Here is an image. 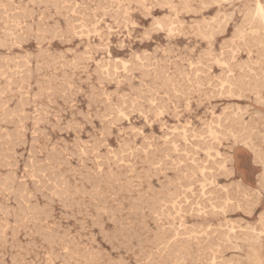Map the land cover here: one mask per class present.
<instances>
[{
  "label": "rangeland",
  "instance_id": "1",
  "mask_svg": "<svg viewBox=\"0 0 264 264\" xmlns=\"http://www.w3.org/2000/svg\"><path fill=\"white\" fill-rule=\"evenodd\" d=\"M161 1L1 0L0 15L3 14V16H0V58L3 57V60H0V66L2 65L0 67V105H2L0 106V115L2 113V115L0 116V124H2L0 125V167L3 169L0 168V184L2 185L0 186V190L3 194L0 193V207L2 206L0 209L4 208V210H7H0V222L3 223H0L2 225H0V233L4 235L3 236L2 234H0V264H108V261L110 262L109 264H127L128 262L129 264H148V262L149 264H165V262L167 264H218L219 262V264H253V259H255L258 264H264V28L263 24L261 23V19L259 18V16H257L258 4L260 3L264 7V0H164L165 3ZM26 3H29V5ZM96 3H100V5H97ZM51 5L53 6L52 8H50ZM10 8H13L14 10H11ZM124 8L126 9V11ZM15 10L18 11L16 12ZM13 13L16 14L14 17ZM17 13L19 14L17 15ZM87 13L90 16L87 15ZM19 15L21 17L22 15L24 16L23 18H21L19 17ZM7 16L9 18H7ZM17 17H19L20 19L18 18V20ZM155 18L157 19L156 21ZM37 21L39 22L38 24L36 23ZM17 22H19L20 24H18ZM6 24L7 26H9V28L6 26ZM35 25L37 28L35 27ZM46 28L47 30L44 32L43 30ZM102 28L104 29V31H102ZM15 29L17 34H15ZM27 30H29L30 32H28ZM49 30L50 33L48 32ZM25 31L27 32V34ZM46 32L49 35L46 34ZM51 33H54V35H52ZM31 34H33L32 37ZM15 36L18 37L15 38ZM40 37L42 38L39 40ZM17 41H19L20 44ZM11 44L14 45L12 46ZM166 44L168 46H166ZM158 49L159 51H156ZM37 52L39 54H37ZM108 52L110 53V55ZM60 53L61 55H59ZM4 55H6V59H4ZM30 57L32 59H30ZM9 58H11V60ZM54 58H57L58 60ZM21 59L26 63L22 61L24 63L23 64L21 62ZM33 59H36V61L34 60V62ZM48 63H50V66L47 65ZM6 66L9 68H6ZM31 69L33 70V72ZM29 73L31 74V77ZM32 73L34 74L33 78ZM73 73L76 75H74ZM24 75H27L26 78ZM52 76L53 78H55L54 81ZM224 76L225 79H223ZM2 77H4V80L2 79ZM62 78H64L65 80ZM157 80L159 81V83ZM167 80L169 81L167 82ZM24 84L26 87H24ZM40 86L42 89L40 88ZM51 86H53L54 90ZM164 86L166 87L164 88ZM62 88L63 91L61 90ZM38 89L39 93L37 92ZM1 90L5 92H1ZM7 90H9V94ZM75 92H77V94H75ZM69 93L72 96H69ZM12 95L14 96L12 97ZM38 95L41 96L39 97ZM59 96L61 97L60 99ZM62 97L67 99L64 100L63 98L62 100ZM34 98L35 100L33 101ZM73 101L74 104L71 103ZM18 103H21V105H19ZM63 103H66L68 106H65V104ZM114 103H116V105H114ZM118 106H121L122 108H119ZM104 107L107 111L104 110ZM20 108H23V110L21 111ZM17 109L18 111H16ZM13 110L16 111V113ZM25 112H27L29 115ZM78 112L80 113V115ZM17 113L21 114V116ZM39 113L42 114L40 115ZM83 115L86 116L83 117ZM98 115H101L103 117H98ZM223 117L225 119H223ZM14 118H16L17 120H14ZM59 118H62V121ZM24 119L26 120L23 122ZM37 119L39 120L38 122ZM41 119H44V123H42L43 120ZM114 120L115 122H112ZM9 121H11V123ZM72 122L74 123L71 126ZM88 122L89 125L87 124ZM62 126H64L65 129ZM76 127L78 128L76 129ZM132 127H134V129ZM223 128L225 130H223ZM6 129L8 130L6 131ZM17 129H19V132ZM27 129L29 131H27ZM3 130L8 133H5ZM12 131L15 133L13 134ZM44 131H46V133ZM21 135L25 137L26 141ZM30 135L33 137H31ZM137 135L138 137H136ZM17 137H20L19 139L22 140V143L24 145ZM5 139L6 141H4ZM14 139H16L17 141H13ZM97 139L99 141L101 140L103 144L101 143V141L97 142ZM60 141L62 142V144ZM132 141L133 143H131ZM63 143H66L67 146ZM78 144L80 145V147ZM69 145H71L72 147ZM97 145L99 146L98 148ZM56 149L57 151H55ZM31 150L35 151L37 154L33 151V153H31ZM58 150L60 152H58ZM139 151L141 152V154ZM159 151L161 153H159ZM55 152L56 154H54ZM63 154L64 157H66L61 159L63 157ZM109 154H111L112 156H109ZM105 155H107V157ZM33 156H35V159H33ZM48 156L51 157L49 158ZM6 157L9 159H7ZM43 159L45 162L43 161ZM80 159L82 163L84 161L83 164L81 163V161H79ZM226 159H228L229 161ZM16 160H18V162ZM31 160L33 162H31ZM59 160L63 162L61 163ZM36 161L37 164H35ZM66 161L68 162L65 164ZM107 161H109V163H106ZM6 162H9V164H6ZM68 163H72L73 166L69 165ZM38 164H40V167H38ZM101 164L103 166H101ZM5 165H7V167H5ZM41 165L44 168L41 167ZM48 165L52 167L50 168V166ZM99 165L101 166V168L99 167ZM15 166L18 167L15 168ZM123 167L126 170H124ZM149 167L152 169V171ZM27 168L29 170H27ZM39 168L41 169L39 170ZM116 168L118 169V171L115 170ZM42 169L44 170L43 172ZM131 169L133 170L131 171ZM166 169L170 171L168 172ZM34 170L35 172L38 170V173H35ZM179 170L181 172H179ZM64 171H66V173H64ZM69 171H71L73 174ZM94 171L96 174L94 173ZM48 173L51 176H48ZM83 173L86 176H83ZM33 174L35 176H33ZM56 174L57 179L55 177ZM39 175L42 179L38 177ZM158 175L160 176L158 177ZM73 176L76 177L75 180ZM87 176H94L97 178H88ZM153 176L155 177L154 179ZM165 176H167L171 180L168 178L166 179ZM27 177L30 179H28ZM35 177L38 180L35 179ZM175 177L177 178L175 179ZM104 178L107 181V184L105 183L106 181L104 180ZM158 178L160 179V181H157L159 180ZM31 179L34 181H32ZM44 179L46 180V182L44 183L45 185L41 184L42 181H45ZM86 179L88 180L86 181ZM163 179L166 181H164ZM172 179H174V181ZM180 179H182V181ZM58 180L60 182L62 181L63 183H60ZM65 180L69 183H66ZM76 181L78 183H76ZM98 181L101 182L99 183ZM194 181L195 183H193ZM52 182L55 183L53 184ZM87 183L91 185L88 186ZM133 184L135 186H133ZM83 185L84 190L82 187ZM48 186H51L53 189L50 190ZM73 187L76 190H74ZM176 187H179V189H177ZM4 188H6V190ZM20 188L24 189V191ZM161 188L164 190V192ZM63 189H66L64 190L65 192H63ZM93 189H95L96 191H94ZM153 189L156 191L150 192V190ZM55 190L56 192L58 190V194L55 192ZM102 191H104L105 193H103ZM167 191L169 192L170 196L168 195ZM25 193L28 195L27 197ZM52 193H56V197ZM59 194L61 199L60 197H57L59 196ZM94 194L96 196H94ZM103 194H105V196ZM130 194L132 195V197ZM158 194L161 196L157 197ZM21 195L22 197L24 196L27 199L24 197L22 198ZM68 195H70V197H68ZM173 195H175L176 197ZM46 196H48L49 199ZM199 196H201V198ZM18 197L20 198V200H17L19 199ZM65 198H67V200ZM23 199H25L26 203ZM95 199L97 200L95 201ZM102 199L106 203L102 202ZM65 200L66 202H64ZM74 200L75 203H70ZM15 201L17 202L14 203ZM20 202L21 206L19 205ZM90 202L92 203V205ZM95 203L96 205L93 206V204ZM150 203L152 204V206ZM84 205H88V207L86 208V206ZM29 206L32 208V210H34L32 211ZM39 206L42 212L40 211ZM105 206L108 207L106 208ZM149 206H151L154 210H152ZM9 207L11 208V210ZM19 207H21L22 209ZM45 207L48 209V211L45 210ZM78 207L80 209H78ZM144 207L145 210L143 209ZM13 208L15 210H13ZM18 208L19 210H17ZM109 208H112L110 209L111 211L108 210ZM88 209L91 210L89 211ZM101 209L104 210L101 211ZM138 210L141 211L139 212ZM1 211L2 213L4 212V214H2ZM29 211L31 212L29 213ZM53 213L54 215L52 216ZM79 213H81L80 216ZM106 213L108 214V216H106ZM112 213H115L114 217ZM101 214L104 219L102 216V218L99 217ZM17 215L20 219L17 217ZM65 215L67 216L65 217ZM68 215H70V217ZM261 216L263 217L261 218ZM150 217L151 219H149ZM29 218L32 219L33 223H31L32 221ZM119 218L121 220H119ZM25 219L28 220L26 221ZM100 219L102 220L100 221ZM134 219L135 221L137 220L135 222L136 225L133 223ZM142 219L146 223L142 221ZM164 219L167 220L165 221ZM18 221L19 223L22 221V223H20L21 225L18 224ZM76 221H78L79 223H75ZM7 222L10 224L8 225ZM156 223L158 224L156 225ZM3 225H5L6 229ZM160 225L163 226L160 227ZM32 226H34L35 229H33ZM26 227H28L29 231L25 230L27 229ZM39 227L42 228L39 229ZM97 227L99 228V230ZM215 227H219V229ZM126 228L129 229V231ZM131 229L133 230L131 231ZM171 229L172 231L174 230V232H168L169 230L171 231ZM60 230L61 232H59ZM184 230L186 234L184 233ZM35 232L39 234H36ZM178 232L183 233L185 237H183L182 234L179 235ZM14 233H16L15 236H13ZM173 233L175 234V237ZM40 234L43 235L41 236ZM63 234L65 236H62ZM106 234H109L110 236H106ZM68 235L69 237H67ZM123 235L126 236V238ZM53 236L55 239H53ZM113 236H116L117 238H114ZM131 236H133V239ZM46 237L47 239H45ZM2 238L4 241H2ZM56 239L58 240L54 241ZM63 239L64 241H61ZM127 239H129L130 244H128ZM184 239H186V241ZM13 241L15 242L14 244ZM199 241L202 243H200ZM209 241L211 242L209 243ZM2 242L4 243V245H1ZM159 242L162 245H160ZM171 242L174 245H172ZM124 243L126 244V246H124ZM34 244H37L38 246ZM57 244L60 248H58ZM30 245L32 246L31 248ZM50 245L53 246L51 247ZM76 245L78 246L75 248ZM127 245L129 246L127 247ZM168 245L171 247H169ZM192 245L194 247H191ZM14 248H16L17 250ZM79 248L81 249V251H79ZM74 249H76V251H74ZM169 249L170 251H167ZM65 250H67V252ZM186 250L189 252V254L188 252H186ZM69 251L71 254L69 253ZM78 251L80 255H78ZM154 251H156V257H154ZM73 252L77 253L75 254ZM158 252L159 254H157ZM164 253L165 255L163 256ZM167 253L168 256L166 257ZM170 254L172 256H177L172 257ZM56 255H59L60 260L57 259L58 257ZM75 255H77L78 257ZM72 256L73 259L71 258ZM123 256L125 258H123ZM157 256L160 257L158 258ZM144 257L147 259H143ZM34 259L35 262H33ZM63 259L65 260L63 261ZM152 259L155 261H153ZM170 259H173L172 261L174 263H172ZM178 259L180 261H178ZM149 260H151L152 262Z\"/></svg>",
  "mask_w": 264,
  "mask_h": 264
},
{
  "label": "bare ground",
  "instance_id": "2",
  "mask_svg": "<svg viewBox=\"0 0 264 264\" xmlns=\"http://www.w3.org/2000/svg\"><path fill=\"white\" fill-rule=\"evenodd\" d=\"M39 1H40V0H39ZM42 1H43V0H42ZM49 1H50V0H49ZM57 1H58V0H57ZM100 1H101V0H100ZM160 1H161V0H160ZM201 1H202V0H201ZM0 2H1V0H0ZM12 2H14V1H12ZM28 2H30V1H28ZM36 2H37V1H36ZM36 2H35V3H36ZM51 2H53V1H51ZM94 2H95V1H94ZM161 2H164V3H165L164 0L161 1ZM166 2H167V1H166ZM42 3H43V2H42ZM56 3H57V2H56ZM56 3H54V4H56ZM58 3H59V2H58ZM70 3H71V1H70ZM83 3H84V2H83ZM83 3H82V4H83ZM104 3H105V2H104ZM104 3H103V4H104ZM129 3H130V2H129ZM194 3H195V2H194ZM0 4H1V3H0ZM26 4L29 5V3H26ZM30 4H31V3H30ZM36 4H37V3H36ZM36 4H34V5H36ZM44 4H46V3H44ZM96 4H97V3H96ZM98 4L100 5V3H98ZM98 4H97V5H98ZM103 4H102V5H103ZM159 4H160V3H159ZM9 5H10V4H9ZM20 5H21V4H20ZM28 5H27V6H28ZM40 5H41V4H40ZM48 5H49V4H48ZM48 5H47V6H48ZM136 5H137V4H136ZM7 6H8V5H7ZM16 6H17V5H16ZM38 6H39V4H38ZM44 6H45V5H44ZM54 6H55V5H54ZM57 6H58V5H57ZM69 6H70V5H69ZM107 6H108V5H107ZM107 6H106V8H107ZM120 6H121V5H120ZM11 7H12V6H11ZM36 7H37V6H36ZM40 7H41V6H40ZM52 7H53V6L51 5L50 8H52ZM104 7H105V6H104ZM113 7H114V6H113ZM117 7H119V6H117ZM159 7H160V5H159ZM199 7H200V6H199ZM15 8H16V7H15ZM144 8H145V7H144ZM10 9H11V8H10ZM12 9H13V8H12ZM12 9H11V10H12ZM18 9H19V8H18ZM55 9H56V8H55ZM57 9H58V8H57ZM108 9H110V8H108ZM122 9H123V8H122ZM124 9H125V8H124ZM129 9H130V7H129ZM162 9H163V8H162ZM13 10H14V9H13ZM25 10H26V9H25ZM25 10H24V11H25ZM30 10H31V8H30ZM47 10H48V9H47ZM63 10H64V9H63ZM100 10H101V9H100ZM15 11H16V10H15ZM17 11H18V10H17ZM17 11H16V12H17ZM26 11H27V10H26ZM33 11H34V10H33ZM49 11H50V10H49ZM110 11H111V10H110ZM121 11H122V10H121ZM125 11H126V9H125ZM127 11H128V9H127ZM2 12H3V11H2ZM5 12H6V11H5ZM65 12H66V11H65ZM86 12H87V11H86ZM88 12H89V11H88ZM113 12H115V11H113ZM113 12H112V13H113ZM136 12H137V11H136ZM181 12H182V10H181ZM14 13H15V12H14ZM14 13H13V17L16 15V14H14ZM30 13H31V12H30ZM37 13H38V12H37ZM42 13H43V12H42ZM112 13H111V14H112ZM116 13H117V12H116ZM119 13H120V11H119ZM215 13H216V12H215ZM6 14H7V13H6ZM18 14H19V13H17V15H18ZM25 14H26V13H25ZM31 14H32V13H31ZM124 14H125V13H124ZM197 14H198V13H197ZM32 15H33V14H32ZM37 15H38V14H37ZM87 15H89V14L87 13ZM93 15H94V14H93ZM114 15H115V14H114ZM116 15H117V14H116ZM0 16H3V14L0 15ZM5 16H6V15H5ZM23 16H24V15H22V17H21V16L19 15V17H21V18H23ZM28 16H29V15H28ZM34 16H35V15H34ZM52 16H53V15H52ZM58 16H60V15H58ZM72 16H73V15H72ZM89 16H90V15H89ZM148 16H149V15H148ZM257 16H259V18L261 19V23L263 24V28H264V7H263L260 3L258 4V7H257ZM19 17H17V19H18ZM31 17H32V16H31ZM54 17H55V16H54ZM54 17H53V18H54ZM62 17H63V16H62ZM86 17H87V16H86ZM91 17H92V16H91ZM141 17H142V16H141ZM143 17H144V16H143ZM254 17H255V16H254ZM7 18H9V17L7 16ZM29 18H30V17H29ZM29 18H28V19H29ZM32 18H33V17H32ZM34 18H35V17H34ZM37 18H38V17H37ZM87 18H88V17H87ZM115 18H116V17H115ZM130 18H131V16H130ZM157 18H158V17H157ZM15 19H16V18H15ZM19 19H20V18H19ZM19 19H18V20H19ZM35 19H36V18H35ZM51 19H52V18H51ZM51 19H49V20H51ZM89 19H90V17H89ZM113 19H114V17H113ZM113 19H112V20H113ZM8 20H9V19H8ZM29 20H30V19H29ZM36 20H37V19H36ZM40 20H41V19H40ZM65 20H66V19H65ZM156 20H157V19L155 18V21H156ZM160 20H161V19H160ZM160 20H159V21H160ZM11 21H12V20H11ZM15 21H16V20H15ZM15 21H14V22H15ZM45 21H46V20H45ZM68 21H69V20H68ZM68 21H67V22H68ZM74 21H76V20H74ZM253 21H254V20H253ZM2 22H3V20H2ZM32 22H33V21H32ZM115 22H116V21H115ZM123 22H124V21H123ZM123 22H122V23H123ZM15 23H16V22H15ZM17 23L20 24L19 22H17ZM36 23L38 24L39 22L37 21ZM36 23H35V24H36ZM71 23H72V22H71ZM4 24H5V23H4ZM12 24H13V23H12ZM21 24H22V23H21ZM37 24H36V25H37ZM66 24H68V23H66ZM209 24H210V23H209ZM15 25H16V24H15ZM24 25H25V24H24ZM36 25H35V27H36ZM6 26H7V24H6ZM28 26H30V25H28ZM37 26H38V25H37ZM42 26H43V25H42ZM45 26H46V25H45ZM56 26H57V25H56ZM166 26H167V25H166ZM7 27L9 28V26H7ZM43 27H44V26H43ZM158 27H159V26H158ZM4 28H5V27H4ZM11 28H12V27H11ZM36 28H37V27H36ZM38 28H39V27H38ZM119 28H120V27H119ZM152 29H153V28H152ZM8 30H9V29H8ZM22 30H23V29H22ZM46 30H47V28L44 29L43 31L45 32ZM50 30H51V28H50ZM50 30L48 31L49 33H50ZM56 30H58V29H56ZM59 30H60V29H59ZM111 30H112V28H111ZM214 30H215V29H214ZM3 31H5V30H3ZM27 31L30 32L29 30H27ZM102 31H104L103 28H102ZM17 32H18V31H17ZM25 32H26V31H25ZM38 32H39V31H38ZM219 32H220V31H219ZM8 33H9V32H8ZM34 33H35V32H34ZM39 33H40V32H39ZM61 33H62V31H61ZM130 33H131V32H130ZM3 34H4V32H3ZM15 34H17V33H16V29H15ZM15 34H14V35H15ZM18 34H19V33H18ZM21 34H22V33H21ZM26 34H27V32H26ZM37 34H38V33H37ZM46 34H48V33L46 32ZM51 34H52V33H51ZM109 34H110V31H109ZM32 35H33V34H31V37H32ZM38 35H39V34H38ZM48 35H49V34H48ZM52 35H54V33H53ZM117 35H118V34H117ZM166 35H167V34H166ZM188 35H189V34H188ZM3 36H4V35H3ZM10 36H11V35H10ZM18 36H19V35H18ZM18 36H15V38L18 37ZM21 36H22V35H21ZM25 36H26V35H25ZM41 36H42V35H41ZM50 36H51V35H50ZM103 36H104V35H103ZM27 37H28V35H27ZM37 37H38V36H37ZM52 37H54V36H52ZM187 37H188V36H187ZM232 37H233V36H232ZM22 38H24V37H22ZM29 38H30V37H29ZM41 38H42V37H40L39 40H40ZM44 38H46V37H44ZM44 38H43V39H44ZM50 38H51V37H50ZM55 38H56V35H55ZM71 38H72V37H71ZM103 38H104V37H103ZM6 39H7V38H6ZM20 39H21V38H20ZM34 39H35V38H34ZM66 39H67V38H66ZM69 39H70V38H69ZM69 39H68V40H69ZM100 39H101V38H100ZM108 39H109V38H108ZM184 39H185V38H184ZM16 40H17V39H16ZM21 40H22V39H21ZM36 40H38V39H36ZM27 41H28V40H27ZM43 41H44V40H43ZM53 41H54V39H53ZM58 41H59V40H58ZM146 41H147V40H146ZM4 42H5V41H4ZM17 42L19 43V41H17ZM109 42H110V41H109ZM152 42H153V41H152ZM8 43H10V42H8ZM11 43H12V42H11ZM13 43H14V42H13ZM28 43H29V42H28ZM34 43H35V41H34ZM39 43H40V42H39ZM45 43H46V42H45ZM50 43H51V42H50ZM226 43H227V42H226ZM0 44H1V43H0ZM19 44H20V43H19ZM41 44H42V43H41ZM140 44H141V43H140ZM222 44H223V42H222ZM9 45H10V44H9ZM11 45H12V44H11ZM13 45H14V44H13ZM13 45H12V46H13ZM21 45H22V44H21ZM133 45H134V44H133ZM1 46H2V45H1ZM3 46H4V45H3ZM98 46H99V45H98ZM166 46H168V45L166 44ZM37 47H38V46H37ZM89 47H90V46H89ZM115 47H116V46H115ZM120 47H121V46H120ZM185 47H186V46H185ZM10 48H11V47H10ZM76 48H77V47H76ZM154 48H155V47H154ZM5 49H6V48H5ZM123 49H124V48H123ZM128 49H129V48H128ZM110 50H111V49H110ZM121 50H122V48H121ZM194 50H195V49H194ZM45 51H46V50H45ZM156 51H159V49L156 50ZM169 51H170V50H169ZM47 52H48V51H47ZM105 52H106V51H105ZM111 52H112V51H111ZM142 52H143V51H142ZM193 52H194V51H193ZM41 53H42V52H41ZM69 53H70V52H69ZM108 53H109V52H108ZM168 53H169V52H168ZM225 53H226V52H225ZM27 54H28V53H27ZM37 54H39V53L37 52ZM57 54H58V53H57ZM100 54H101V53H100ZM132 54H133V53H132ZM244 54H245V53H244ZM41 55H42V54H41ZM46 55H47V54H46ZM59 55H61V53H60ZM70 55H71V54H70ZM109 55H110V53H109ZM143 55H144V54H143ZM185 55H186V54H185ZM4 56H5L4 59H6V55H4ZM21 56H24V55H21ZM32 56H34V55H32ZM35 56H36V55H35ZM43 56H44V55H43ZM48 56H49V54H48ZM107 56H108V55H107ZM144 56H145V55H144ZM7 57H8V56H7ZM19 57H20V56H19ZM37 57H39V56H37ZM41 57H42V56H41ZM50 57H52V56H50ZM104 57H105V56H104ZM2 58H3V57H2ZM2 58H0V60H1ZM16 58H17V57H16ZM35 58H36V57H35ZM129 58H130V57H129ZM132 58H133V57H132ZM9 59L11 60V58H9ZM22 59H23V58H22ZM22 59H21V62L23 61ZM28 59H29V58H28ZM28 59H27V60H28ZM30 59H32V58L30 57ZM42 59H46V58H42ZM47 59H48V58H47ZM54 59L58 60L57 58H54ZM79 59H80V57H79ZM123 59H124V58H123ZM2 60H3V59H2ZM13 60H14V59H13ZM13 60H12V61H13ZM34 60L36 61V59H33V61H34ZM125 60H126V59H125ZM5 61H6V60H5ZM12 61H11V62H12ZM17 61H18V60H17ZM29 61H30V60H29ZM35 61H34V62H35ZM46 61H47V60H46ZM52 61H54V60H52ZM76 61H77V60H76ZM122 61H123V60H122ZM3 62H4V61H3ZM8 62H9V61H8ZM14 62H15V61H14ZM23 62H24V61H23ZM23 62H22V63H23ZM37 62H38V61H37ZM41 62H42V61H41ZM24 63H26V62H24ZM24 63H23V64H24ZM45 63H46V62H45ZM85 63H86V62H85ZM122 63H123V62H122ZM4 64H7V63H4ZM13 64H14V63H13ZM13 64H12V65H13ZM49 64H50V63H48L47 65L50 66ZM76 64H78V63H76ZM76 64H75V65H76ZM10 65H11V64H10ZM25 65H27V64H25ZM51 65H52V63H51ZM173 65H174V64H173ZM1 66H2V65H1ZM1 66H0V67H1ZM8 66H9V64H8ZM21 66H22V65H21ZM117 66H118V65H117ZM22 67H23V66H22ZM51 67H52V66H51ZM76 67H77V66H76ZM174 67H175V66H174ZM6 68H9V67L6 66ZM18 68H19V67H18ZM25 68H26V67H25ZM35 68H36V67H35ZM66 68H67V67H66ZM119 68H120V67H119ZM20 69H21V68H20ZM103 69H104V68H103ZM123 69H124V67H123ZM140 69H141V68H140ZM229 69H230V68H229ZM2 70H3V69H2ZM14 70H15V69H14ZM21 70H22V69H21ZM28 70H29V69H28ZM31 70H32V69H31ZM34 70H35V69H34ZM39 70H40V69H39ZM41 70H42V69H41ZM110 70H111V69H110ZM112 70H113V69H112ZM126 70H127V69H126ZM135 70H136V69H135ZM7 71H8V70H7ZM11 71H12V70H11ZM24 71H25V70H24ZM69 71H70V70H69ZM78 71H79V70H78ZM95 71H96V70H95ZM142 71H143V70H142ZM163 71H164V69H163ZM228 71H230V70H228ZM5 72H6V70H5ZM17 72H19V71H17ZM20 72H21V71H20ZM25 72H26V71H25ZM32 72H33V70H32ZM38 72H39V71H38ZM41 72H42V71H41ZM41 72H40V73H41ZM45 72H46V71H45ZM72 72H73V71H72ZM100 72H101V71H100ZM126 72H127V71H126ZM7 73H8V72H7ZM9 73H10V72H9ZM27 73H28V72H27ZM98 73H99V72H98ZM101 73H102V72H101ZM114 73H115V72H114ZM127 73H128V72H127ZM17 74H18V73H17ZM38 74H39V73H38ZM73 74H74V73H73ZM186 74H187V73H186ZM13 75H14V74H13ZM19 75H20V74H19ZM29 75H30V77H31V74H30V73H29ZM33 75H34V74L32 73V78H33ZM64 75H65V74H64ZM66 75H67V73H66ZM74 75H76V74H74ZM79 75H80V74H79ZM95 75H96V73H95ZM103 75H104V74H103ZM162 75H163V74H162ZM11 76H12V74H11ZM24 76H25V75H24ZM26 76H27V75H26ZM26 76H25V78H26ZM70 76H71V75H70ZM70 76H69V77H70ZM72 76H73V75H72ZM104 76H105V75H104ZM127 76H128V75H127ZM185 76H186V75H185ZM214 76H215V75H214ZM227 76H228V75H227ZM0 77H1V75H0ZM8 77H9V76H8ZM41 77H42V76H41ZM56 77H58V76H56ZM64 77H65V76H64ZM78 77H79V76H78ZM98 77H99V76H98ZM111 77H113V76H111ZM148 77H149V76H148ZM174 77H175V76H174ZM3 78H4V77H2V79H3ZM52 78H53V76H52ZM103 78H104V77H103ZM106 78H108V77H106ZM118 78H119V77H118ZM124 78H125V77H124ZM146 78H147V76H146ZM227 78H228V77H227ZM9 79H10V78H9ZM22 79H23V78H22ZM44 79H45V77H44ZM46 79H47V78H46ZM62 79H64V78H62ZM89 79H90V78H89ZM98 79H99V78H98ZM143 79H144V77H143ZM169 79H170V78H169ZM182 79H183V78H182ZM223 79H225V76H224ZM3 80H4V79H3ZM10 80H11V79H10ZM24 80H25V79H24ZM30 80H31V78H30ZM54 80H55V78H53V81H54ZM64 80H65V79H64ZM67 80H68V79H67ZM102 80H103V79H102ZM130 80H131V79H130ZM162 80H163V79H162ZM170 80H171V79H170ZM210 80H211V79H210ZM245 80H246V79H245ZM16 81H17V80H16ZM20 81H21V80H20ZM22 81H23V80H22ZM27 81H28V80H27ZM27 81H26V82H27ZM48 81H49V80H48ZM48 81H47V82H48ZM50 81H51V80H50ZM69 81H70V80H69ZM72 81H73V79H72ZM99 81H100V80H99ZM112 81H113V80H112ZM118 81H119V80H118ZM154 81H155V80H154ZM154 81H153V82H154ZM157 81H158V80H157ZM168 81H169V80H167V82H168ZM181 81H182V80H181ZM202 81H203V80H202ZM55 82H56V81H55ZM58 82H59V81H58ZM78 82H79V81H78ZM105 82H106V81H105ZM119 82H120V81H119ZM131 82H132V81H131ZM199 82H200V81H199ZM235 82H236V81H235ZM13 83H14V82H13ZM20 83H21V82H20ZM22 83H24V82H22ZM37 83H38V82H37ZM45 83H46V82H45ZM158 83H159V81H158ZM236 83H237V82H236ZM47 84H48V83H47ZM69 84H70V83H69ZM69 84H68V85H69ZM107 84H108V83H107ZM110 84H111V83H110ZM165 84H166V83H165ZM181 84H182V83H181ZM232 84H233V83H232ZM3 85H4V84H3ZM36 85H37V84H36ZM36 85H35V86H36ZM139 85H140V83H139ZM155 85H156V84H155ZM187 85H188V84H187ZM45 86H47V85H45ZM61 86H62V85H61ZM63 86H64V85H63ZM65 86H66V85H65ZM162 86H163V85H162ZM21 87H22V86H21ZM24 87H26L25 84H24ZM33 87H34V86H33ZM51 87H52V89H53V86H51ZM153 87H154V86H153ZM157 87H159V86H157ZM165 87H166V86H164V88H165ZM5 88H6V85H5ZM5 88H4V90H5ZM15 88H16V87H15ZM40 88H41V86H40ZM45 88H46V87H45ZM55 88H56V87H55ZM90 88H91V86H90ZM140 88H141V87H140ZM189 88H190V87H189ZM189 88H188V89H189ZM41 89H42V88H41ZM41 89H40V90H41ZM43 89H44V88H43ZM94 89H95V88H94ZM18 90H19V89H18ZM31 90H32V88H31ZM49 90H50V89H49ZM53 90H54V89H53ZM61 90L63 91V88H62ZM64 90H65V89H64ZM90 90H91V89H90ZM131 90H133V89H131ZM148 90H149V89H148ZM7 91H8V94H9V90H7ZM7 91H6V92H7ZM12 91H13V90H12ZM42 91H43V90H42ZM57 91H58V90H57ZM59 91H60V90H59ZM93 91H94V90H93ZM116 91H117V90H116ZM1 92H5V91H2V90H1ZM37 92L39 93V89H38ZM48 92H49V91H48ZM64 92H65V91H64ZM64 92H63V93H64ZM167 92H168V91H167ZM170 92H171V91H170ZM22 93H23V92H22ZM73 93H74V91H73ZM97 93H98V91H97ZM149 93H150V92H149ZM219 93H220V92H219ZM221 93H222V92H221ZM1 94H3V93H1ZM20 94H21V93H20ZM26 94H27V93H26ZM26 94H24V95H26ZM43 94H44V93H43ZM43 94H42V96H43ZM61 94H62V93H61ZM75 94H77V92H75ZM75 94H74V95H75ZM80 94H81V93H80ZM3 95H5V94H3ZM16 95H17V94H16ZM18 95H19V94H18ZM32 95H33V94H32ZM35 95H36V94H35ZM35 95H34V96H35ZM59 95H60V94H59ZM112 95H113V94H112ZM115 95H116V93H115ZM1 96H2V95H1ZM13 96H14V95H12V97H13ZM38 96L40 97L41 95H38ZM45 96H46V93H45ZM51 96H53V95H51ZM57 96H58V95H57ZM69 96H72V95H70V93H69ZM69 96H68V98H69ZM75 96H76V95H75ZM113 96H114V95H113ZM123 96H124V95H123ZM22 97H23V96H22ZM47 97H48V96H47ZM64 97H65V96H64ZM64 97H62V100H63ZM66 97H67V96H66ZM77 97H78V96H77ZM94 97H95V96H94ZM234 97H235V96H234ZM2 98H3V97H2ZM2 98H1V99H2ZM37 98H38V97H37ZM41 98H42V97H41ZM52 98H53V97H52ZM60 98H61V97L59 96V99H60ZM230 98H231V97H230ZM11 99H12V98H11ZM28 99H29V98H28ZM66 99H67V98H66ZM66 99L64 98V100H66ZM81 99H82V98H81ZM150 99H151V98H150ZM215 99H216V98H215ZM34 100H35V98L33 99V101H34ZM86 100H87V99H86ZM94 100H95V99H94ZM134 100H135V99H134ZM0 101H1V100H0ZM18 101H19V100H18ZM26 101H27V99H26ZM29 101H30V100H29ZM49 101H50V100H49ZM49 101H48V102H49ZM132 101H133V100H132ZM16 102H17V100H16ZM63 102H64V101H63ZM65 102H66V101H65ZM67 102H68V101H67ZM1 103H3V102H1ZM10 103H11V102H10ZM24 103H25V102H24ZM52 103H53V102H52ZM52 103H51V105H52ZM71 103L74 104V101L71 102ZM116 103H117V102H116ZM116 103H114V105H116ZM151 103H152V102H151ZM18 104H19V103H18ZM18 104H17V105H18ZM32 104H35V103H32ZM53 104H54V103H53ZM55 104H56V102H55ZM63 104H65V106L67 105L66 103H63ZM87 104H88V103H87ZM101 104H103V103H101ZM111 104H112V103H111ZM111 104H110V105H111ZM120 104H121V102H120ZM177 104H178V103H177ZM3 105H4V104H3ZM17 105H16V106H17ZM19 105H21V103H20ZM28 105H29V103H28ZM30 105H31V104H30ZM94 105H95V103H94ZM112 105H113V104H112ZM138 105H139V104H138ZM238 105H239V104H238ZM0 106H2V105H0ZM23 106H24V105H23ZM26 106H27V105H26ZM67 106H68V105H67ZM71 106H72V104H71ZM96 106H97V105H96ZM236 106H237V104H236ZM24 107H25V106H24ZM28 107H30V106H28ZM102 107H103V105H102ZM118 107H119V106H118ZM120 107H121V106H120ZM120 107H119V108H120ZM138 107H139V106H138ZM138 107H136V108H138ZM140 107H141V106H140ZM154 107H155V106H154ZM59 108H60V107H59ZM61 108H62V107H61ZM73 108H74V107H73ZM91 108H92V107H91ZM91 108H90V109H91ZM121 108H122V107H121ZM142 108H143V107H142ZM31 109H33V108H31ZM48 109H49V108H48ZM70 109H71V108H70ZM86 109H87V108H86ZM96 109H97V108H96ZM127 109H128V108H127ZM9 110H10V109H9ZM20 110L22 111L23 108H22V109L20 108ZM24 110H25V109H24ZM46 110H47V108H46ZM52 110H54V109H52ZM104 110H105V107H104ZM6 111H7V110H6ZM13 111H14V110H13ZM16 111H18V109H17ZM16 111H14V112L16 113ZM21 111H19V112H21ZM81 111H82V110H81ZM98 111H99V110H98ZM105 111H107V110H105ZM114 111H115V110H114ZM118 111H120V110H118ZM118 111H116V112H118ZM143 111H144V110H143ZM221 111H222V109H221ZM2 112H3V111H2ZM8 112H9V111H8ZM14 112H13V114H14ZM37 112H38V111H37ZM39 112H40V111H39ZM64 112H65V111H64ZM82 112H83V111H82ZM110 112H111V110H110ZM110 112H109V113H110ZM116 112H115V113H116ZM137 112H138V111H137ZM25 113H27V112H25ZM56 113H57V112H56ZM78 113H79V112H78ZM103 113H104V112H103ZM105 113H106V112H105ZM113 113H114V112H113ZM219 113H220V112H219ZM17 114H18V113H17ZM27 114H28V113H27ZM27 114H25V115H27ZM30 114H31V113H30ZM39 114H40V113H39ZM41 114H42V113H41ZM41 114H40V115H41ZM50 114H51V113H50ZM63 114H64V113H63ZM65 114H66V113H65ZM82 114H84V113H82ZM82 114H81V115H82ZM110 114H111V113H110ZM129 114H130V113H129ZM212 114H213V113H212ZM1 115H2V113H1ZM1 115H0V116H1ZM10 115H11V114H10ZM18 115L21 116V114H18ZM28 115H29V114H28ZM79 115H80V113H79ZM86 115H87V114H86ZM86 115H83V117H85ZM95 115H96V114H95ZM132 115H133V114H132ZM12 116H13V115H12ZM22 116H23V115H22ZM32 116H33V115H32ZM49 116H50V115H49ZM49 116H48V117H49ZM60 116H61V115H60ZM87 116H88V115H87ZM100 116H101V115H100ZM100 116L98 115V117H100ZM5 117H6V116H5ZM5 117H4V118H5ZM9 117H10V116H9ZM27 117H28V116H27ZM27 117H26V118H27ZM81 117H82V116H81ZM89 117H90V116H89ZM102 117H103V116H101V118H102ZM210 117H213V116H210ZM16 118H17V117H16ZM16 118H14V120H15ZM20 118H21V117H20ZM22 118H23V117H22ZM31 118H32V117H31ZM141 118H142V117H141ZM9 119H10V118H9ZM18 119H19V118H18ZM33 119H34V118H33ZM38 119H40V118H38ZM38 119H37V122L39 121ZM59 119H60V118H59ZM61 119H62V118H61ZM61 119H60V120H61ZM82 119H83V118H82ZM87 119H88V118H87ZM90 119H92V118H90ZM95 119H96V118H95ZM223 119H225V118L223 117ZM1 120H2V119H1ZM16 120H17V119H16ZM25 120H26V119H24L23 122H24ZM41 120H43L42 123H44V119H41ZM41 120H40V121H41ZM127 120H128V119H127ZM12 121H13V120H12ZM21 121H22V120H21ZM28 121H30V120H28ZM45 121H46V120H45ZM61 121H62V120H61ZM86 121H87V120H86ZM144 121H145V120H144ZM9 122L11 123V121H9ZM15 122H17V121H15ZM33 122H34V120H33ZM46 122H48V121H46ZM56 122H57V121H56ZM66 122H67V121H66ZM70 122H71V120H70ZM78 122H79V121H78ZM112 122H115V120L112 121ZM12 123H13V122H12ZM48 123H49V122H48ZM58 123H59V122H58ZM67 123H69V122H67ZM73 123H74V122H72L71 126L73 125ZM145 123H146V122H145ZM7 124H8V122H7ZM22 124H23V123H22ZM55 124H56V123H55ZM69 124H70V123H69ZM75 124H76V123H75ZM75 124H74V125H75ZM87 124L89 125V122H88ZM90 124H92V123H90ZM104 124H105V123H104ZM108 124H109V122H108ZM112 124H113V123H112ZM116 124H117V123H116ZM127 124H128V123H127ZM201 124H202V122H201ZM206 124H207V123H206ZM223 124H224V123H223ZM0 125H2V124H0ZM9 125H11V124H9ZM12 125H13V124H12ZM45 125H46V124H45ZM79 125H80V123H79ZM155 125H156V123H155ZM213 125H214V124H213ZM219 125H220V124H219ZM55 126H56V125H55ZM67 126H69V125H67ZM71 126H70V129H71ZM90 126H91V125H90ZM93 126H94V125H93ZM209 126H210V125H209ZM214 126H215V125H214ZM31 127H32V126H31ZM46 127H47V126H46ZM62 127H64V126H62ZM94 127H95V126H94ZM150 127H151V125H150ZM225 127H226V126H225ZM16 128H17V127H16ZM68 128H69V127H68ZM72 128H73V127H72ZM77 128H78V127H76V129H77ZM126 128H127V127H126ZM132 128L134 129V127H132ZM24 129H25V128H24ZM44 129H45V128H44ZM56 129H57V127H56ZM64 129H65V127H64ZM94 129H95V128H94ZM106 129H107V128H106ZM109 129H110V128H109ZM115 129H116V128H115ZM157 129H158V128H157ZM7 130H8V129H6V131H7ZM17 130H18V132H19V129H17ZM36 130H38V129H36ZM36 130H35V131H36ZM95 130H96V129H95ZM95 130H94V131H95ZM104 130H105V129H104ZM130 130H132V129H130ZM190 130H191V129H190ZM223 130H225V129L223 128ZM3 131L5 132V130H3ZM15 131H16V130H15ZM27 131H29V130L27 129ZM35 131H34V132H35ZM40 131H41V130H40ZM47 131H48V130H47ZM57 131H58V130H57ZM78 131H79V129H78ZM81 131H82V130H81ZM98 131H99V130H98ZM98 131H97V132H98ZM106 131H109V130H106ZM119 131H120V130H119ZM123 131H124V130H123ZM127 131H128V130H127ZM9 132H11V131H9ZM21 132H22V131H21ZM44 132L46 133V131H44ZM44 132H43V133H44ZM76 132H77V131H76ZM95 132H96V131H95ZM102 132H103V131H102ZM117 132H118V131H117ZM222 132H223V131H222ZM1 133H2V132H1ZM5 133H8V132H5ZM12 133L14 134L15 132L12 131ZM22 133H23V132H22ZM24 133H25V132H24ZM31 133H32V132H31ZM35 133H36V132H35ZM35 133H34V134H35ZM62 133H63V132H62ZM80 133H82V132H80ZM106 133H107V132H106ZM139 133H140V132H139ZM188 133H190V132H188ZM65 134H66V131H65ZM73 134H75V133H73ZM162 134H163V133H162ZM223 134H224V133H223ZM226 134H227V132H226ZM4 135H5V134H4ZM6 135H7V134H6ZM9 135H11V134H9ZM9 135H8V136H9ZM41 135H44V134H41ZM124 135H125V134H124ZM21 136L24 137L23 135H21ZM21 136H20V137H21ZM30 136H31V135H30ZM87 136H88V135H87ZM128 136H129V135H128ZM1 137H2V136H1ZM20 137H17V138L19 139ZM31 137H33V136H31ZM35 137H36V135H35ZM46 137H48V136H46ZM136 137H138V135H137ZM190 137H191V135H190ZM9 138H10V137H9ZM12 138H13V136H12ZM17 138H16V139H17ZM61 138H62V137H61ZM67 138H68V137H67ZM92 138H94V137H92ZM10 139H11V138H10ZM16 139H14L13 141H15ZM38 139H39V138H38ZM44 139H47V138H44ZM48 139H50V138H48ZM55 139H56V138H55ZM76 139H77V138H76ZM202 139H203V138H202ZM1 140H2V139H1ZM19 140H21V139H19ZM19 140H18V141H19ZM24 140H25V137H24ZM27 140H28V139H27ZM32 140H33V139H32ZM73 140H74V139H73ZM92 140H93V139H92ZM97 140H98V139H97ZM115 140H116V139H115ZM168 140H169V139H168ZM4 141H6V139H5ZM16 141H17V140H16ZM25 141H26V140H25ZM25 141H24V142H25ZM62 141H63V140H62ZM82 141H83V140H82ZM86 141H87V140H86ZM86 141H85V142H86ZM100 141H101V140H100ZM100 141L98 140L97 142H100ZM142 141H143V140H142ZM170 141H171V140H170ZM35 142H36V141H35ZM37 142H38V141H37ZM46 142H47V141H46ZM49 142H50V141H49ZM54 142H55V141H54ZM56 142H57V140H56ZM60 142H61V141H60ZM75 142H77V141H75ZM79 142H80V141H79ZM145 142H146V141H145ZM149 142H150V141H149ZM21 143H22V140H21ZM21 143H20V144H21ZM32 143H34V142H32ZM58 143H59V142H58ZM66 143H67V141H66ZM66 143H65V144L63 143V144L66 145ZM101 143L103 144L102 141H101ZM125 143H126V142H125ZM131 143H133V141H132ZM142 143H143V142H142ZM226 143H227V142H226ZM0 144H1V143H0ZM18 144H19V142H18ZM22 144H23V143H22ZM22 144H21V145H22ZM27 144H28V143H27ZM38 144H39V143H38ZM61 144H62V142H61ZM69 144H70V143H69ZM79 144H80V143H79ZM79 144H78V145H79ZM81 144H82V143H81ZM85 144H86V143H85ZM129 144H130V143H129ZM211 144H212V143H211ZM215 144H216V143H215ZM4 145H5V144H4ZM6 145H7V143H6ZM10 145H11V144H10ZM21 145H20V146H21ZM23 145H24V144H23ZM53 145H54V144H53ZM56 145H58V144H56ZM76 145H77V144H76ZM94 145H95V144H94ZM140 145H141V142H140ZM240 145H241V144H240ZM8 146H9V144H8ZM33 146H35V145H33ZM48 146H49V145H48ZM48 146H47V147H48ZM66 146H67V145H66ZM69 146H71V145H69ZM116 146H117V145H116ZM130 146H131V145H130ZM142 146H143V145H142ZM170 146H171V145H170ZM170 146H169V148H170ZM211 146H212V145H211ZM17 147H18V146H17ZM40 147H41V146H40ZM71 147H72V146H71ZM73 147H74V146H73ZM79 147H80V145H79ZM90 147H91V146H90ZM94 147H95V146H94ZM98 147H99V146L97 145V148H98ZM162 147H163V146H162ZM215 147H216V146H215ZM4 148H5V147H4ZM7 148H8V147H7ZM15 148H16V146H15ZM29 148H32V147H29ZM42 148H44V147H42ZM51 148H52V147H51ZM56 148H57V147H56ZM103 148H104V147H103ZM107 148H108V146H107ZM109 148H110V147H109ZM9 149H11V148H9ZM9 149H8V150H9ZM19 149H21V148H19ZM45 149H46V148H45ZM58 149H59V148H58ZM67 149H69V148H67ZM67 149H66V150H67ZM83 149H84V148H83ZM99 149H100V148H99ZM140 149H141V148H140ZM140 149H139V150H140ZM147 149H148V148H147ZM4 150H5V149H4ZM51 150H53V149H51ZM66 150H65V151H66ZM85 150H87V149H85ZM89 150H90V149H89ZM100 150H101V149H100ZM100 150H98V151H100ZM120 150H121V149H120ZM126 150H127V149H126ZM132 150H133V149H132ZM141 150H142V149H141ZM205 150H206V149H205ZM10 151H11V150H10ZM10 151H9V152H10ZM32 151H33V150H31V153H33V152L36 153L35 151H33V152H32ZM55 151H57V149H56ZM80 151H81V150H80ZM91 151H92V150H91ZM127 151H128V150H127ZM58 152H60V151L58 150ZM63 152H64V151H63ZM67 152H68V151H67ZM86 152H87V151H86ZM139 152H140V151H139ZM143 152H144V151H143ZM162 152H164V151H162ZM249 152H250V151H249ZM5 153H6V152H5ZM12 153H13V152H12ZM23 153H24V152H23ZM23 153H22V154H23ZM44 153H45V152H44ZM78 153H79V152H78ZM151 153H152V152H151ZM159 153H161V152L159 151ZM28 154H29V153H28ZM36 154H37V153H36ZM51 154H52V153H51ZM54 154H56V152H55ZM71 154H73V153H71ZM89 154H90V153H89ZM140 154H141V152H140ZM213 154H214V153H213ZM252 154H253V153H252ZM2 155H4V154H2ZM6 155H7V154H6ZM8 155H9V154H8ZM10 155H12V154H10ZM13 155H14V154H13ZM20 155H21V154H20ZM32 155H34V154H32ZM48 155H50V154H48ZM58 155H61V154H58ZM78 155H79V154H78ZM80 155H81V154H80ZM96 155H97V154H96ZM96 155H95V156H96ZM110 155H111V154H109V156H110ZM220 155H221V154H220ZM220 155H219V156H220ZM16 156H17V154H16ZM35 156H36V155H35ZM35 156H33V157H34L33 159H35ZM38 156H39V155H38ZM51 156H52V155H51ZM51 156H50V157H51ZM70 156H71V155H70ZM73 156H74V155H73ZM97 156H99V155H97ZM105 156L107 157V155H105ZM105 156H104V157H105ZM111 156H112V155H111ZM213 156H214V155H213ZM48 157H49V156H48ZM48 157H47V158H48ZM50 157H49V158H50ZM55 157H56V156H55ZM65 157H66V156H65ZM65 157H64V154H63V157H62V158L60 157V158L63 159V158H65ZM71 157H72V156H71ZM71 157H70V158H71ZM74 157H75V156H74ZM74 157H73V158H74ZM76 157H77V154H76ZM91 157H92V156H91ZM99 157H100V156H99ZM115 157H116V156H115ZM144 157H145V156H144ZM229 157H230V156H229ZM6 158H7V157H6ZM9 158H10V156H9ZM9 158H7V159H9ZM13 158H14V157H13ZM13 158H12V159H13ZM52 158H53V157H52ZM52 158H51V159H52ZM70 158H69V160H70ZM80 158H81V157H80ZM97 158H98V157H97ZM102 158H103V157H102ZM130 158H131V156H130ZM16 159H17V158H16ZM24 159H25V158H24ZM29 159H30V158H29ZM31 159H32V158H31ZM39 159H40V157H39ZM105 159H106V158H105ZM160 159H161V158H160ZM19 160H20V159H19ZM48 160H49V159H48ZM52 160H53V159H52ZM88 160H89V159H88ZM90 160H91V159H90ZM92 160H94V159H92ZM122 160H123V159H122ZM139 160H140V159H139ZM226 160H228V159H226ZM231 160H232V159H231ZM263 160H264V159H263ZM8 161H9V160H8ZM12 161H13V160H12ZM16 161L18 162V160H16ZM43 161H44V159H43ZM56 161H57V160H56ZM59 161H60V160H59ZM79 161H81V159H80ZM85 161H86V160H85ZM197 161H198V160H197ZM212 161H213V160H212ZM228 161H229V160H228ZM3 162H4V161H3ZM19 162H20V161H19ZM31 162H33V161L31 160ZM44 162H45V161H44ZM60 162L62 163L63 161H60ZM67 162H68V161H66L65 164H66ZM169 162H170V161H169ZM7 163L9 164V162H6V164H7ZM13 163H14V162H13ZM28 163H29V162H28ZM53 163H54V162H53ZM79 163H80V162H79ZM81 163H82V161H81ZM83 163H84V161H83ZM83 163H82V164H83ZM92 163H93V162H92ZM96 163H97V162H96ZM102 163H103V162H102ZM106 163H109V161H107ZM116 163H117V162H116ZM120 163H121V162H120ZM218 163H219V162H218ZM228 163H231V162H228ZM22 164H23V163H22ZM35 164H37V161L35 162ZM50 164H51V163H50ZM65 164H64V165H65ZM68 164H69V163H68ZM85 164H86V163H85ZM85 164H84V165H85ZM87 164H89V163H87ZM103 164H104V163H103ZM150 164H151V163H150ZM165 164H166V163H165ZM213 164H214V163H213ZM2 165H3V163H2ZM14 165H15V164H14ZM18 165H19V163H18ZM39 165H40V164H38V167H40ZM44 165H45V164H44ZM59 165H60V164H59ZM69 165L73 166L72 163L69 164ZM69 165H68V166H69ZM79 165H80V164H79ZM84 165H83V166H84ZM114 165H115V164H114ZM114 165H113V166H114ZM123 165H124V164H123ZM141 165H142V164H141ZM166 165H167V164H166ZM214 165H215V164H214ZM28 166H29V165H28ZM48 166H50V165H48ZM56 166H57V165H56ZM60 166H61V165H60ZM71 166H70V167H71ZM101 166H103V165L101 164ZM101 166L99 165L100 168H101ZM108 166H110V165H108ZM116 166H117V165H116ZM120 166H121V165H120ZM125 166H126V165H125ZM142 166H143V165H142ZM147 166H148V165H147ZM253 166H255V165H253ZM5 167H7V165H5ZM12 167H13V166H12ZM16 167H18V166H15V168H16ZM33 167H34V166H33ZM38 167H37V168H38ZM41 167H43V166L41 165ZM45 167H46V166H45ZM51 167H52V166H50V168H51ZM70 167H68V168H70ZM96 167H97V166H96ZM121 167H122V166H121ZM0 168H1V167H0ZM13 168H14V167H13ZM23 168H24V167H23ZM25 168H26V167H25ZM43 168H44V167H43ZM54 168H55V167H54ZM54 168H53V169H54ZM80 168H81V167H80ZM80 168H79V169H80ZM100 168H99V169H100ZM109 168H111V167H109ZM123 168H124V167H123ZM142 168H143V167H142ZM149 168H150V167H149ZM1 169H3V168H1ZM6 169H8V168H6ZM33 169H34V168H33ZM40 169H41V168H39V170H40ZM74 169H75V167H74ZM76 169H77V168H76ZM82 169H83V168H82ZM89 169H90V168H89ZM112 169H113V168H112ZM150 169H151V168H150ZM159 169H160V168H159ZM215 169H216V168H215ZM218 169H219V168H218ZM232 169H233V168H232ZM27 170H29V169L27 168ZM84 170H85V169H84ZM107 170H108V169H107ZM115 170L118 171L117 168H116ZM124 170H126V169L124 168ZM132 170H133V169H131V171H132ZM166 170H167V169H166ZM184 170H185V169H184ZM19 171H20V170H19ZM37 171H38V170H37ZM37 171L35 172V170H34L35 173H38ZM43 171H44V170L42 169V172H43ZM49 171H50V170H49ZM71 171H72V170H71ZM71 171H69V172H71ZM121 171H123V170H121ZM151 171H152V169H151ZM160 171H161V170H160ZM160 171H158V172H160ZM167 171L169 172L170 170H167ZM171 171H172V170H171ZM7 172H8V171H7ZM9 172H11V171H9ZM42 172H41V173H42ZM97 172H98V171H97ZM105 172H106V171H105ZM146 172H148V171H146ZM179 172H181V171L179 170ZM183 172H184V171H183ZM14 173H15V172H14ZM21 173H22V172H21ZM23 173H24V172H23ZM52 173H54V172H52ZM62 173H63V172H62ZM64 173H66V171H64ZM71 173H72V172H71ZM88 173H89V171H88ZM94 173H95V171H94ZM101 173H102V172H101ZM111 173H112V172H111ZM116 173H117V172H116ZM123 173H124V172H123ZM150 173H151V172H150ZM172 173H173V172H172ZM199 173H200V172H199ZM9 174H10V173H9ZM24 174H25V173H24ZM43 174H44V173H43ZM45 174H46V171H45ZM45 174H44V175H45ZM48 174H49V173H48ZM72 174H73V173H72ZM72 174H71V175H72ZM74 174H75V173H74ZM79 174H80V173H79ZM86 174H87V173H86ZM95 174H96V173H95ZM102 174H103V173H102ZM107 174H108V172H107ZM130 174H131V173H130ZM135 174H136V173H135ZM139 174H140V173H139ZM148 174H149V173H148ZM153 174H154V172H153ZM156 174H157V173H156ZM156 174H155V175H156ZM158 174H159V173H158ZM161 174H162V173H161ZM181 174H182V173H181ZM191 174H192V173H191ZM20 175H21V174H20ZM52 175H53V174H52ZM66 175H67V174H66ZM80 175H81V174H80ZM115 175H116V174H115ZM115 175H114V176H115ZM120 175H121V174H120ZM132 175H134V174H132ZM155 175H154V176H155ZM224 175H225V173H224ZM22 176H23V174H22ZM33 176H35V175L33 174ZM48 176H51V175L49 174ZM48 176H47V178H48ZM54 176H55V175H54ZM61 176H62V175H61ZM77 176H78V175H77ZM81 176H82V175H81ZM83 176H86V175H84V173H83ZM99 176H100V175H99ZM105 176H106V175H105ZM126 176H127V173H126ZM146 176H148V175H146ZM154 176H153V179L155 178ZM159 176H160V175H158V177H159ZM2 177H3V176H2ZM19 177H20V176H19ZM36 177H37V175H36ZM36 177H35V179H37ZM38 177H40V175H39ZM55 177H56V179H57V174H56ZM58 177H60V176H58ZM62 177H63V176H62ZM71 177H72V176H71ZM87 177H88V178H90V177L97 178V177H94V176H90V177L87 176ZM101 177H102V176H101ZM112 177H113V176H112ZM118 177H119V176H118ZM124 177H125V176H124ZM163 177H164V176H163ZM165 177H166V179L168 178L167 176H165ZM218 177H219V176H218ZM4 178H5V175H4ZM17 178H18V177H17ZM17 178H16V179H17ZM27 178H28V177H27ZM40 178H41V177H40ZM73 178H74V180H75L76 177L73 176ZM85 178H86V177H85ZM115 178H116V177H115ZM127 178H129V177H127ZM146 178H147V177H146ZM146 178H144V179H146ZM149 178H150V177H149ZM176 178H177V177H175V179H176ZM228 178H229V177H228ZM2 179H3V178H2ZM12 179H13V178H12ZM28 179H30V178H28ZM33 179H34V178H33ZM41 179H42V178H41ZM78 179H79V178H78ZM133 179H135V178H133ZM136 179H137V178H136ZM144 179H143V180H144ZM147 179H148V178H147ZM156 179H157V178H156ZM158 179H159V178H158ZM168 179H170V178H168ZM0 180H1V179H0ZM6 180H7V179H6ZM22 180H23V179H22ZM31 180H32V179H31ZM37 180H38V179H37ZM44 180H45V179H44ZM52 180H53V179H52ZM60 180H61V179H60ZM67 180H68V179H67ZM81 180H82V179H81ZM83 180H84V179H83ZM87 180H88V179H86V181H87ZM90 180H91V179H90ZM94 180H95V179H94ZM97 180H98V179H97ZM104 180H105V178H104ZM141 180H142V179H141ZM163 180H164V179H163ZM170 180H171V179H170ZM172 180L174 181V179H172ZM178 180H179V179H178ZM180 180L182 181V179H180ZM256 180H257V179H256ZM32 181H34V180H32ZM53 181H54V180H53ZM58 181H59V180H58ZM84 181H85V180H84ZM91 181H92V180H91ZM105 181H106V180H105ZM112 181H113V180H112ZM123 181H124V180H123ZM126 181H127V179H126ZM126 181H125V182H126ZM145 181H147V180H145ZM149 181H150V180H149ZM151 181H152V180H151ZM157 181H160V179L157 180ZM164 181H166V180H164ZM200 181H201V180H200ZM204 181H205V180H204ZM20 182H21V181H20ZM24 182H25V181H24ZM42 182H43V181H42ZM42 182H41V184H44V183L46 182V180H45L43 183H42ZM47 182H48V181H47ZM59 182H60V181H59ZM65 182H66V180H65ZM93 182H94V181H93ZM93 182H91V183H93ZM98 182H99V181H98ZM100 182H101V181H100ZM100 182H99V183H100ZM103 182H104V181H103ZM138 182H139V181H138ZM140 182H142V181H140ZM168 182H169V180H168ZM170 182H171V181H170ZM175 182H176V181H175ZM21 183H22V182H21ZM38 183H39V182H38ZM50 183H51V182H50ZM52 183L54 184L55 182H52ZM60 183H63V182L61 181ZM66 183H69V182L67 181ZM76 183H78V182L76 181ZM89 183H90V182H89ZM94 183H95V182H94ZM105 183L107 184V181H106ZM114 183H115V182H114ZM148 183H149V182H148ZM164 183H165V182H164ZM171 183H172V182H171ZM193 183H195V181H194ZM7 184H8V183H7ZM33 184H34V183H33ZM33 184H32V185H33ZM41 184H40V185H41ZM87 184H88V183H87ZM97 184H98V183H97ZM127 184H128V183H127ZM134 184H135V183H134ZM134 184H133V186H135ZM150 184H151V183H150ZM160 184H161V183H160ZM196 184H197V183H196ZM223 184H224V183H223ZM22 185H23V184H22ZM44 185H45V184H44ZM44 185H43V186H44ZM51 185H52V184H51ZM59 185H60V184H59ZM76 185H77V184H76ZM81 185H82V184H81ZM90 185H91V184H88V186H90ZM100 185H101V184H100ZM139 185H140V184H139ZM158 185H159V184H158ZM161 185H162V184H161ZM166 185H167V183H166ZM173 185H174V184H173ZM0 186H2V185L0 184ZM9 186H10V185H9ZM15 186H16V185H15ZM27 186H28V184H27ZM43 186H42V187H43ZM68 186H69V185H68ZM68 186H67V187H68ZM70 186H71V184H70ZM102 186H103V184H102ZM120 186H121V185H120ZM123 186H124V185H123ZM137 186H138V185H137ZM148 186H149V185H148ZM148 186H147V187H148ZM152 186H153V185H152ZM162 186H163V185H162ZM240 186H241V185H240ZM6 187H7V186H6ZM23 187H24V186H23ZM37 187H38V186H37ZM39 187H40V186H39ZM46 187H47V186H46ZM56 187H57V186H56ZM67 187H66V188H67ZM82 187H83V190H84V185H83ZM94 187H95V186H94ZM111 187H112V186H111ZM111 187H109V188H111ZM141 187H142V186H141ZM150 187H151V186H150ZM173 187H174V186H173ZM192 187H193V186H192ZM206 187H207V186H206ZM18 188H19V187H18ZM40 188H41V187H40ZM40 188H39V189H40ZM48 188H50V190L53 189L51 186H50V187L48 186ZM68 188H69V187H68ZM78 188H79V187H78ZM98 188H99V187H98ZM109 188H108V189H109ZM113 188H114V187H113ZM134 188H135V187H134ZM136 188H137V187H136ZM142 188H143V187H142ZM154 188H155V187H154ZM168 188H169V187H168ZM176 188H177V187H176ZM185 188H186V187H185ZM188 188H189V187H188ZM4 189L6 190V188H4ZM4 189H3V190H4ZM9 189H10V188H9ZM12 189H13V188H12ZM15 189H16V188H15ZM20 189H22V188H20ZM46 189H47V188H46ZM56 189H57V188H56ZM71 189H72V188H71ZM73 189H74V187H73ZM114 189H115V188H114ZM127 189H129V188H127ZM161 189H162V188H161ZM171 189H172V188H171ZM177 189H179V187H178ZM212 189H213V188H212ZM22 190L24 191V189H22ZM26 190H27V189H26ZM33 190H34V189H33ZM40 190H41V189H40ZM40 190H38V191H40ZM59 190H61V189H59ZM64 190H66V189H63V192H65ZM68 190H69V189H68ZM68 190H67V192H68ZM74 190H76V189H74ZM74 190H73V191H74ZM85 190H86V189H85ZM93 190L96 191L95 189H93ZM116 190H117V188H116ZM141 190H142V189H141ZM165 190H166V189H165ZM167 190H168V189H167ZM169 190H170V189H169ZM34 191H35V190H34ZM45 191H46V190H45ZM88 191H89V190H88ZM90 191H91V190H90ZM100 191H101V190H100ZM105 191H106V190H105ZM136 191H137V189H136ZM151 191H156V190L153 189V190H150V192H151ZM162 191L164 192L163 189H162ZM176 191H177V190H176ZM176 191H174V192H176ZM199 191H200V190H199ZM231 191H232V190H231ZM3 192H4V191H3ZM10 192H11V191H10ZM14 192H15V190H14ZM16 192H17V190H16ZM27 192H28V191H27ZM41 192H42V191H41ZM50 192H51V191H50ZM55 192H56V190H55ZM76 192H78V191H76ZM86 192H87V191H86ZM102 192L105 193L104 191H102ZM108 192H109V191H108ZM121 192H122V190H121ZM150 192H149V193H150ZM167 192H168V191H167ZM167 192H166V193H167ZM174 192H173V193H174ZM202 192H203V191H202ZM208 192H209V191H208ZM0 193H1V190H0ZM4 193H5V192H4ZM22 193H23V192H22ZM47 193H48V192H47ZM56 193L58 194V190H57ZM56 193H52V194H54L55 197H56ZM59 193H60V192H59ZM87 193H88V192H87ZM98 193H99V192H98ZM137 193H138V192H137ZM154 193H155V192H154ZM161 193H162V192H161ZM1 194H3V193H1ZM1 194H0V196H1ZM23 194H24V193H23ZM25 194H26V193H25ZM39 194H40V193H39ZM63 194H64V193H63ZM76 194H77V193H76ZM81 194H82V193H81ZM107 194H108V193H107ZM107 194H106V196H107ZM139 194H140V193H139ZM170 194H172V193H170ZM200 194H201V193H200ZM17 195H19V194H17ZM32 195H33V193H32ZM32 195H31V196H32ZM40 195H41V194H40ZM89 195H90V193H89ZM103 195L105 196V194H103ZM117 195H118V194H117ZM130 195H131V194H130ZM154 195H155V194H154ZM158 195H159V194H158ZM158 195H157V197H160V196H161V195H159V196H158ZM168 195H169V192H168ZM175 195H176V194H175ZM175 195H173V196H175ZM10 196H11V195H10ZM10 196H9V197H10ZM27 196H28V195L26 194V197H27ZM41 196H42V195H41ZM87 196H88V195H87ZM94 196H96V195L94 194ZM101 196H102V195H101ZM136 196H137V195H136ZM148 196H149V195H148ZM169 196H170V195H169ZM178 196H179V195H178ZM21 197H22V195H21ZM23 197H24V196H23ZM23 197H22V198H23ZM26 197H24V198H26ZM36 197H37V196H36ZM46 197H48V196H46ZM57 197H60V194H59V196H57ZM65 197H66V196H65ZM68 197H70V195H68ZM72 197H74V196H72ZM72 197H71V198H72ZM77 197H78V196H77ZM112 197H113V196H112ZM115 197H116V196H115ZM131 197H132V195H131ZM133 197H135V196H133ZM140 197H141V196H140ZM157 197H156V198H157ZM166 197H167V196H166ZM175 197H176V196H175ZM199 197L201 198V196H199ZM199 197H198V199H199ZM202 197H203V196H202ZM16 198H17V197H16ZM18 198H19V197H18ZM33 198H34V197H33ZM71 198H70V199H71ZM144 198H145V197H144ZM156 198H155V199H156ZM162 198H163V197H162ZM169 198H170V197H169ZM172 198H173V197H172ZM203 198H204V197H203ZM230 198H231V197H230ZM3 199H4V198H3ZM26 199H27V198H26ZM44 199H45V198H44ZM48 199H49V197H48ZM48 199H47V201H48ZM60 199H61V197H60ZM65 199L67 200V198H65ZM72 199H73V198H72ZM91 199H92V198H91ZM93 199H94V198H93ZM167 199H168V198H167ZM195 199H196V198H195ZM208 199H209V198H208ZM17 200H20V198L17 199ZM23 200L25 201V199H23ZM29 200H30V199H29ZM29 200H28V201H29ZM35 200H36V199H35ZM45 200H46V199H45ZM58 200H59V199H58ZM63 200H64V199H63ZM63 200H62V201H63ZM66 200H65L64 202H66ZM68 200H69V199H68ZM96 200H97V199H95V201H96ZM116 200H117V199H116ZM120 200H121V199H120ZM150 200H152V199H150ZM158 200H159V198H158ZM182 200H183V199H182ZM191 200H192V199H191ZM7 201H8V200H7ZM28 201H27V202H28ZM52 201H53V200H52ZM59 201H60V200H59ZM92 201H94V200H92ZM92 201H91V202H92ZM117 201H118V200H117ZM162 201H164V200H162ZM197 201H198V200H197ZM16 202H17V201H15L14 203H16ZM29 202H30V201H29ZM50 202H51V200H50ZM77 202H78V201H77ZM91 202H90V203H91ZM97 202H98V201H97ZM102 202H104L103 199H102ZM114 202H115V201H114ZM114 202H113V203H114ZM144 202H145V201H144ZM150 202H151V201H150ZM158 202H159V201H158ZM166 202H167V201H166ZM191 202H192V201H191ZM194 202H195V201H194ZM4 203H5V202H4ZM9 203H10V201H9ZM25 203H26V201H25ZM59 203H60V202H59ZM62 203H63V202H62ZM70 203H75V200H74L73 202L71 201ZM79 203H80V202H79ZM79 203H78V204H79ZM81 203H82V202H81ZM85 203H86V202H85ZM104 203H106V202H104ZM107 203H108V202H107ZM146 203H147V202H146ZM151 203H153V202H151ZM151 203H150V204H151ZM168 203H169V202H168ZM187 203H188V202H187ZM27 204H28V203H27ZM27 204H26V205H27ZM37 204H38V203H37ZM51 204H53V203H51ZM97 204H98V203H97ZM101 204H102V203H101ZM153 204H154V203H153ZM159 204H160V203H159ZM19 205L21 206V202L19 203ZM35 205H36V204H35ZM45 205H46V204H45ZM54 205H55V204H54ZM70 205H71V204H70ZM89 205H90V204H89ZM91 205H92V203H91ZM94 205H96V203L93 204V206H94ZM103 205H104V204H103ZM103 205H102V206H103ZM107 205H108V204H107ZM112 205H114V204H112ZM116 205H117V204H116ZM145 205H146V204H145ZM145 205H143V206H145ZM178 205H179V204H178ZM252 205H253V204H252ZM22 206H23V205H22ZM30 206H31V205H30ZM30 206H29V207H30ZM84 206H86V208L88 207V205H84ZM129 206H130V205H129ZM151 206H152V204H151ZM151 206H149V207H151ZM154 206H155V205H154ZM160 206H162V205H160ZM194 206H195V205H194ZM208 206H209V205H208ZM208 206H206V207H208ZM1 207H2V206H1ZM1 207H0V208H1ZM3 207H4V206H3ZM25 207H26V206H25ZM35 207H36V206H35ZM37 207H38V206H37ZM49 207H50V205H49ZM69 207H70V206H69ZM105 207H106V206H105ZM107 207H108V206H107ZM107 207H106V208H107ZM122 207H123V206H122ZM125 207H126V206H125ZM134 207H135V206H134ZM146 207H147V206H146ZM171 207H172V206H171ZM171 207H170V208H171ZM5 208H6V207H5ZM9 208H10V207H9ZM19 208H21V207H19ZM19 208H18L17 210H19ZM39 208H40V206H39ZM51 208H52V207H51ZM81 208H82V207H81ZM99 208H100V207H99ZM116 208H117V207H116ZM131 208H132V206H131ZM154 208H155V207H154ZM157 208H158V207H157ZM172 208H173V207H172ZM176 208H177V207H176ZM178 208H179V207H178ZM188 208H189V207H188ZM250 208H251V207H250ZM21 209H22V208H21ZM30 209L32 210L31 207H30ZM37 209H38V208H37ZM37 209H35V210H37ZM42 209H43V208H42ZM66 209H67V207H66ZM73 209H74V208H73ZM78 209H80V208L78 207ZM92 209H93V208H92ZM95 209H96V208H95ZM97 209H98V207H97ZM104 209H105V208H104ZM104 209H101V211L104 210ZM110 209H112V208H109L108 210H110ZM126 209H127V208H126ZM143 209L145 210V207H144ZM151 209H152V207H151ZM159 209H160V207H159ZM168 209H169V208H168ZM189 209H190V208H189ZM197 209H198V208H197ZM0 210L5 211V210H7V209L4 210V208H3V209H0ZM10 210H11V208H10ZM13 210H15V209L13 208ZM17 210H16V211H17ZM24 210H25V209H24ZM33 210H34V209H33ZM33 210H32V211H33ZM45 210L48 211V209H47L46 207H45ZM45 210H44V211H45ZM61 210H62V209H61ZM88 210H89V209H88ZM90 210H91V209H90ZM90 210H89V211H90ZM106 210H107V209H106ZM121 210H122V209H121ZM132 210H133V209H132ZM132 210H131V211H132ZM144 210H143V211H144ZM152 210H154V209H152ZM157 210H158V209H157ZM178 210H179V209H178ZM183 210H184V209H183ZM187 210H188V209H187ZM195 210H196V209H195ZM195 210H194V211H195ZM20 211H21V210H20ZM25 211H26V210H25ZM25 211H23V212H25ZM40 211L42 212L41 208H40ZM51 211H52V210H51ZM62 211H63V210H62ZM81 211H82V210H81ZM101 211H99V212H101ZM110 211H111V210H110ZM112 211H113V210H112ZM114 211H115V210H114ZM123 211H124V210H123ZM125 211H126V210H125ZM134 211H135V210H134ZM138 211H139V210H138ZM140 211H141V210H140ZM140 211H139V212H140ZM173 211H174V209H173ZM21 212H22V211H21ZM30 212H31V211H29V213H30ZM72 212H73V211H72ZM76 212H77V210H76ZM78 212H79V211H78ZM106 212H108V211H106ZM154 212H155V211H154ZM189 212H190V210H189ZM189 212H188V213H189ZM196 212H197V211H196ZM1 213H2V211H1ZM8 213H9V211H8ZM39 213H40V212H39ZM60 213H61V212H60ZM88 213H89V212H88ZM94 213H95V212H94ZM142 213H143V212H142ZM149 213H150V212H149ZM159 213H160V212H159ZM2 214H4V212H3ZM12 214H13V213H12ZM26 214H27V213H26ZM34 214H35V212H34ZM80 214H81V213H79V216H80ZM82 214H83V213H82ZM106 214H107V213H106ZM109 214H110V213H109ZM112 214H113V213H112ZM114 214H115V213H114ZM114 214H113V217H114ZM132 214H133V213H132ZM134 214H135V213H134ZM136 214H137V213H136ZM139 214H140V213H139ZM143 214H144V213H143ZM155 214H156V213H155ZM155 214H154V215H155ZM161 214H162V213H161ZM189 214H190V213H189ZM195 214H196V213H195ZM198 214H199V213H198ZM8 215H9V214H8ZM18 215H19V214H18ZM18 215H17V217L19 218ZM44 215H46V214H44ZM53 215H54V213L52 214V216H53ZM61 215H62V214H61ZM72 215H73V214H72ZM72 215H71V216H72ZM74 215H76V214H74ZM98 215H99V214H98ZM137 215H138V214H137ZM141 215H142V214H141ZM148 215H150V214H148ZM151 215H152V214H151ZM156 215H157V214H156ZM159 215H160V214H159ZM226 215H227V214H226ZM4 216H5V215H4ZM23 216H25V215H23ZM28 216H29V215H28ZM33 216H34V215H33ZM40 216H41V214H40ZM66 216H67V215H65V217H66ZM68 216L70 217V215H68ZM79 216H78V217H79ZM81 216H82V215H81ZM85 216H86V215H85ZM101 216H102V214H101L99 217H101ZM106 216H108V214H107ZM120 216H121V215H120ZM122 216H123V215H122ZM162 216H163V215H162ZM173 216H174V215H173ZM20 217H21V216H20ZM26 217H27V216H26ZM49 217H50V216H49ZM63 217H64V216H63ZM65 217H64V218H65ZM69 217H68V220H69ZM72 217H73V216H72ZM102 217H103V216H102ZM102 217H101V218H102ZM126 217H127V216H126ZM153 217H154V216H153ZM186 217H187V215H186ZM190 217H191V216H190ZM262 217H263V216H261V218H262ZM2 218H4V217H2ZM2 218H1V219H2ZM21 218H22V217H21ZM27 218H28V217H27ZM31 218H32V217H31ZM31 218H29V219H31ZM50 218H51V217H50ZM73 218H74V217H73ZM79 218H80V217H79ZM82 218H83V217H82ZM84 218H85V217H84ZM93 218H94V217H93ZM121 218H122V217H121ZM131 218H132V217H131ZM145 218H146V217H145ZM155 218H156V217H155ZM225 218H226V217H225ZM11 219H12V218H11ZM19 219H20V218H19ZM19 219H17V220H19ZM33 219H34V217H33ZM38 219H39V218H38ZM65 219H66V218H65ZM88 219H89V218H88ZM96 219H97V218H96ZM103 219H104V217H103ZM107 219H108V218H107ZM114 219H115V218H114ZM114 219H113V220H114ZM132 219H133V218H132ZM136 219H137V218H136ZM143 219H144V218H143ZM143 219H142V221H144ZM149 219H151V217H150ZM157 219H159V218H157ZM15 220H16V219H15ZM21 220H22V219H21ZM25 220H26V219H25ZM27 220H28V219H27ZM27 220H26V221H27ZM39 220H40V219H39ZM51 220H52V219H51ZM98 220H99V219H98ZM101 220H102V219H100V221H101ZM115 220H116V219H115ZM119 220H121V219L119 218ZM119 220H118V221H119ZM137 220H138V219H137ZM137 220H136V221H137ZM152 220H153V218H152ZM155 220H156V219H155ZM164 220H165V219H164ZM166 220H167V219H166ZM166 220H165V221H166ZM179 220H180V219H179ZM13 221H14V220H13ZM29 221H30V220H29ZM31 221H32V219H31ZM34 221H36V220H34ZM47 221H48V219H47ZM49 221H50V219H49ZM133 221H134V222H133ZM133 221H132V222L135 224V222H136L135 219H134ZM58 222H59V221H58ZM97 222H98V221H97ZM102 222H103V221H102ZM102 222H100V223H102ZM113 222H115V221H113ZM113 222H112V223H113ZM121 222H123V221H121ZM144 222H145V221H144ZM158 222H159V220H158ZM0 223H1V222H0ZM7 223H8V222H7ZM15 223H16V222H15ZM20 223H22V221H21ZM20 223H19V221H18V224H19V225H21ZM31 223H33V221H32ZM75 223H79V222L76 221ZM81 223H82V222H81ZM86 223H87V222H86ZM94 223H95V222H94ZM106 223H107V221H106ZM106 223H105V224H106ZM145 223H146V222H145ZM152 223H154V222H152ZM241 223H242V222H241ZM1 224H3V223H1ZM1 224H0V225H1ZM4 224H5V223H4ZM9 224H10V223H8V225H9ZM29 224H30V223H29ZM29 224H28V225H29ZM87 224H88V223H87ZM116 224H117V222H116ZM131 224H132V223H131ZM148 224H149V223H148ZM157 224H158V223H156V225H157ZM170 224H171V223H170ZM31 225H32V224H31ZM34 225H35V224H34ZM59 225H60V224H59ZM59 225H58V226H59ZM83 225H84V224H83ZM85 225H86V224H85ZM98 225H99V224H98ZM103 225H104V224H103ZM114 225H115V223H114ZM121 225H122V224H121ZM129 225H130V224H129ZM132 225H133V224H132ZM135 225H136V224H135ZM156 225H155V226H156ZM171 225H172V224H171ZM1 226H2V225H1ZM3 226H4V228H5V225H3ZM10 226H11V225H10ZM23 226H24V225H23ZM25 226H27V225H25ZM56 226H57V225H56ZM61 226H62V225H61ZM104 226H105V225H104ZM149 226H150V225H149ZM162 226H163V225H162ZM162 226L160 225V227H162ZM221 226H222V225H221ZM12 227H13V226H12ZM29 227H30V226H29ZM32 227H33V229H35L34 226H32ZM68 227H69V226H68ZM114 227H115V226H114ZM114 227H113V228H114ZM121 227H122V226H121ZM133 227H134V226H133ZM146 227H147V226H146ZM158 227H159V226H158ZM0 228H1V227H0ZM17 228H18V227H17ZM26 228H27V229H25V228H23V229L28 230V227H26ZM36 228H37V227H36ZM40 228H42V227H39V229H40ZM72 228H73V227H72ZM83 228H84V227H83ZM83 228H82V229H83ZM97 228H98V227H97ZM97 228H96V229H97ZM131 228H132V226H131ZM144 228H145V227H144ZM215 228H217V227H215ZM5 229H6V228H5ZM13 229H14V228H13ZM70 229H71V228H70ZM92 229H93V226H92ZM103 229H104V228H103ZM122 229H123V228H122ZM126 229H127V228H126ZM158 229H160V228H158ZM166 229H167V228H166ZM169 229H170V226H169ZM175 229H176V228H175ZM207 229H208V228H207ZM217 229H219V227H218ZM8 230H9V229H8ZM14 230H15V229H14ZM61 230H64V229H61ZM61 230H60L59 232H61ZM98 230H99V228H98ZM124 230H125V229H124ZM124 230H123V231H124ZM127 230L129 231V229H127ZM132 230H133V229H131V231H132ZM178 230H179V229H178ZM189 230H190V228H189ZM191 230H192V229H191ZM227 230H228V229H227ZM242 230H243V229H242ZM242 230H241V231H242ZM28 231H29V230H28ZM53 231H54V230H53ZM70 231H71V230H70ZM116 231H117V230H116ZM119 231H120V230H119ZM153 231H154V230H153ZM153 231H152V232H153ZM181 231H183V230H181ZM187 231H188V230H187ZM207 231H209V230H207ZM238 231H239V230H238ZM6 232H7V231H6ZM26 232H27V231H26ZM37 232H38V231H37ZM65 232H67V231H65ZM107 232H108V231H107ZM124 232H125V231H124ZM124 232H123V234H124ZM152 232H151V233H152ZM168 232L172 233V232H174V230L172 231V229H171V231L169 230ZM191 232H193V231H191ZM35 233H36V232H35ZM35 233H34V234H35ZM40 233H41V232H40ZM50 233H51V232H50ZM68 233H69V232H68ZM70 233H71V232H70ZM135 233H136V231H135ZM143 233H144V232H143ZM157 233H158V232H157ZM159 233H160V232H159ZM166 233H167V232H166ZM170 233H169V234H170ZM178 233H179V232H178ZM184 233H185V230H184ZM199 233H200V232H199ZM0 234H2V233H0ZM15 234H16V233H14L13 236H15ZM29 234H30V233H29ZM36 234H39V233H36ZM52 234H53V233H52ZM90 234H91V233H90ZM92 234H93V233H92ZM103 234H104V233H103ZM130 234H131V233H130ZM149 234H150V233H149ZM164 234H165V232H164ZM167 234H168V233H167ZM173 234H174V233H173ZM173 234H172V235H173ZM180 234L183 235V233H179V235H180ZM185 234H186V233H185ZM201 234H202V233H201ZM2 235H3V234H2ZM11 235H12V234H11ZM18 235H19V234H18ZM27 235H28V234H27ZM40 235H41V234H40ZM42 235H43V234H42ZM42 235H41V236H42ZM69 235H70V234H69ZM69 235H68L67 237H69ZM74 235H75V234H74ZM94 235H95V234H94ZM107 235L110 236L109 234H106V236H107ZM117 235H118V234H117ZM158 235H159V234H158ZM182 235H181V236H182ZM190 235H191V233H190ZM199 235H200V234H199ZM238 235H239V234H238ZM3 236H4V235H3ZM16 236H17V235H16ZM24 236H25V235H24ZM34 236H35V235H34ZM41 236H40V237H41ZM62 236H65V235L63 234ZM123 236H124V235H123ZM134 236H135V235H134ZM137 236H138V235H137ZM151 236H152V235H151ZM151 236H150V237H151ZM161 236H162V235H161ZM188 236H189V232H188ZM18 237H19V236H18ZM35 237H36V236H35ZM43 237H44V236H43ZM50 237H52V236H50ZM79 237H80V236H79ZM101 237H102V236H101ZM113 237H114V236H113ZM124 237L126 238V236H124ZM131 237H132V239H133V236H131ZM152 237H153V236H152ZM155 237H157V236H155ZM164 237H165V236H164ZM164 237H163V238H164ZM167 237H168V236H167ZM174 237H175V234H174ZM177 237H179V236H177ZM183 237H185V236L183 235ZM217 237H218V236H217ZM0 238H1V237H0ZM5 238H6V237H5ZM11 238H12V237H11ZM22 238H23V237H22ZM30 238H32V237H30ZM83 238H84V237H83ZM92 238H93V236H92ZM114 238H117V237L115 236ZM120 238H121V237H120ZM163 238H162V239H163ZM195 238H196V237H195ZM38 239H39V238H38ZM45 239H47V237H46ZM53 239H55L54 236H53ZM70 239H71V238H70ZM74 239H75V238H74ZM108 239H109V238H108ZM134 239H135V238H134ZM170 239H171V238H170ZM170 239H166V240H170ZM172 239H173V237H172ZM172 239H171V240H172ZM187 239H188V238H187ZM202 239H203V238H202ZM202 239H201V240H202ZM205 239H206V238H205ZM213 239H214V238H213ZM238 239H239V237H238ZM6 240H7V239H6ZM11 240H12V239H11ZM51 240H52V239H51ZM57 240H58V239H56V240H54V241H57ZM66 240H67V239H66ZM127 240H128V244H130V243H129V239H127ZM184 240L186 241V239H184ZM194 240H195V239H194ZM207 240H208V239H207ZM210 240H211V239H210ZM0 241H1V239H0ZM2 241H4L3 238H2ZM14 241H15V240H14ZM14 241H13V244L15 243ZM17 241H18V240H17ZM54 241H53V242H54ZM61 241H64V239L61 240ZM74 241H76V240H74ZM87 241H89V240H87ZM117 241H118V239H117ZM133 241H134V240H133ZM155 241H156V240H155ZM174 241H175V240H174ZM203 241H204V240H203ZM213 241H214V240H213ZM216 241H217V240H216ZM5 242H6V241H5ZM19 242H20V241H19ZM33 242H34V241H33ZM81 242H82V241H81ZM131 242H132V241H131ZM172 242H173V241H172ZM172 242H171V243H172ZM179 242H180V241H179ZM183 242H184V241H183ZM187 242H188V241H187ZM199 242H200V241H199ZM199 242H198V243H199ZM210 242H211V241H209V243H210ZM257 242H258V241H257ZM2 243H3V242H2ZM2 243H1V245H4V243H3V244H2ZM11 243H12V242H11ZM44 243H45V242H44ZM50 243H51V242H50ZM64 243H65V242H64ZM66 243H67V241H66ZM71 243H72V242H71ZM73 243H74V242H73ZM94 243H95V242H94ZM108 243H109V242H108ZM125 243H126V241H125ZM125 243H124V244H125ZM137 243H138V242H137ZM153 243H154V242H153ZM159 243H160V242H159ZM181 243H182V242H181ZM184 243H185V242H184ZM191 243H192V242H191ZM193 243H194V242H193ZM200 243H202V242H200ZM212 243H213V242H212ZM216 243H217V242H216ZM216 243H215V244H216ZM29 244H30V243H29ZM62 244H63V243H62ZM62 244H61V245H62ZM68 244H69V241H68ZM146 244H147V243H146ZM179 244H180V243H179ZM195 244H196V243H195ZM207 244H208V243H207ZM213 244H214V243H213ZM11 245H12V244H11ZM34 245H37V244H34ZM57 245H58V244H57ZM63 245H64V244H63ZM74 245H75V244H74ZM95 245H96V244H95ZM115 245H116V244H115ZM151 245H152V244H151ZM160 245H162V244L160 243ZM172 245H174V244L172 243ZM175 245H176V244H175ZM187 245H190V244H187ZM187 245H186V246H187ZM208 245H209V244H208ZM211 245H212V244H211ZM16 246H17V245H16ZM37 246H38V245H37ZM50 246L52 247L53 245H50ZM77 246H78V245H76L75 248H76ZM85 246H86V244H85ZM96 246H97V245H96ZM117 246H118V244H117ZM117 246H116V247H117ZM124 246H126V244H125ZM128 246H129V245H127V247H128ZM133 246H134V245H133ZM141 246H142V245H141ZM156 246H157V244H156ZM168 246H169V245H168ZM9 247H10V243H9ZM18 247H19V246H18ZM22 247H23V246H22ZM22 247H20V248H22ZM31 247H32V246L30 245V248H31ZM55 247H56V246H55ZM61 247H63V246H61ZM67 247H69V246H67ZM81 247H82V246H81ZM110 247H111V245H110ZM158 247H159V246H158ZM169 247H171V246H169ZM191 247H194V246L192 245ZM196 247H197V246H196ZM219 247H220V246H219ZM222 247H223V246H222ZM20 248H18V249H20ZM28 248H29V247H28ZM35 248H36V247H35ZM35 248H34V249H35ZM58 248H60L59 245H58ZM99 248H102V247H99ZM117 248H118V247H117ZM131 248H132V247H131ZM131 248H130V250H131ZM166 248H167V247H166ZM197 248H198V247H197ZM201 248H202V247H201ZM216 248H217V247H216ZM216 248H215V249H216ZM234 248H235V246H234ZM248 248H249V247H248ZM14 249H16V248H14ZM37 249H38V248H37ZM40 249H41V248H40ZM43 249H44V248H43ZM79 249H80V248H79ZM91 249H92V248H91ZM149 249H150V248H149ZM157 249H158V248H157ZM172 249H173V248H172ZM195 249H196V248H195ZM206 249H209V248H206ZM219 249H220V248H219ZM6 250H7V247H6ZM11 250H12V248H11ZM16 250H17V249H16ZM71 250H72V249H71ZM77 250H78V249H77ZM86 250H87V249H86ZM115 250H116V249H115ZM125 250H126V249H125ZM150 250H151V249H150ZM161 250H162V249H161ZM161 250H160V251H161ZM163 250H164V249H163ZM173 250H174V249H173ZM193 250H194V249H193ZM198 250H199V249H198ZM204 250H205V248H204ZM14 251H15V250H14ZM26 251H27V249H26ZM36 251H37V250H36ZM46 251H47V250H46ZM51 251H52V250H51ZM54 251H55V250H54ZM54 251H53V252H54ZM65 251L67 252V250H65ZM74 251H76V249H74ZM79 251H81V249H80ZM79 251H78V255H80V254H79ZM103 251H104V250H103ZM122 251H123V250H122ZM127 251H128V250H127ZM134 251H135V250H134ZM136 251H137V250H136ZM141 251H142V250H141ZM167 251H170V249L167 250ZM176 251H177V249H176ZM176 251H175V252H176ZM181 251H182V249H181ZM181 251H180V253H181ZM195 251H196V250H195ZM33 252H34V251H33ZM84 252H85V251H84ZM88 252H89V251H88ZM90 252H91V250H90ZM96 252H97V251H96ZM118 252H120V251H118ZM147 252H148V251H147ZM155 252H156V251L153 252V253H154V257H156V256H155ZM162 252H163V251H162ZM171 252H172V251H171ZM186 252H188V251L186 250ZM196 252H197V251H196ZM23 253H24V252H23ZM51 253H52V252H51ZM69 253H70V251H69ZM73 253H75V252H73ZM73 253H72V254H73ZM76 253H77V252H76ZM76 253H75V254H76ZM81 253H83V252H81ZM100 253H101V252H100ZM197 253H198V252H197ZM200 253H202V252H200ZM0 254H1V253H0ZM7 254H8V253H7ZM60 254H61V253H60ZM60 254H59V255H60ZM70 254H71V253H70ZM93 254H94V253H93ZM107 254H108V253H107ZM151 254H152V253H151ZM157 254H159V252H158ZM176 254H178V253H176ZM188 254H189V252H188ZM188 254H187V255H188ZM208 254H209V253H208ZM208 254H207V255H208ZM210 254H211V253H210ZM212 254H213V253H212ZM2 255H3V254H2ZM16 255H17V254H16ZM37 255H38V254H37ZM53 255H54V254H53ZM59 255H58V256L56 255L58 258H57V257H55V258L59 259V258H60ZM100 255H101V254H100ZM164 255H165V253L163 254V256H164ZM170 255H171V254H170ZM182 255H183V254H182ZM193 255H194V254H193ZM195 255H196V253H195ZM255 255H256V254H255ZM5 256H6V255H5ZM73 256H74V255H73ZM73 256L71 257L72 259H73ZM75 256H77V255H75ZM109 256H110V255H109ZM129 256H130V255H129ZM134 256H136V255H134ZM140 256H141V255H140ZM140 256H139V257H140ZM143 256H144V254H143ZM167 256H168V253H167L166 257H167ZM171 256H172V255H171ZM173 256H174V255H173ZM173 256H172V257H173ZM176 256H177V255H175L174 257H176ZM233 256H234V255H233ZM21 257H23V256H21ZM28 257H29V256H28ZM42 257H43V256H42ZM68 257H69V256H68ZM77 257H78V256H77ZM86 257H87V256H86ZM106 257H108V256H106ZM127 257H128V256H127ZM150 257H151V256H150ZM157 257L159 258L160 256H157ZM204 257H205V255H204ZM208 257H209V256H208ZM230 257H231V256H230ZM235 257H236V255H235ZM235 257H234V258H235ZM255 257H256V256H255ZM11 258H12V257H11ZM36 258H37V257H36ZM63 258H65V257H63ZM71 258H70V259H71ZM80 258H81V257H80ZM87 258H88V257H87ZM109 258H110V257H109ZM123 258H125V257L123 256ZM202 258H203V257H202ZM210 258H211V257H210ZM260 258H261V257H260ZM38 259H39V256H38ZM57 259H56V260H57ZM121 259H122V258H121ZM143 259H147V258L144 257ZM154 259H156V258H154ZM181 259H182V257H181ZM185 259H186V258H185ZM225 259H226V258H225ZM13 260H14V259H13ZM15 260H16V258H15ZM31 260H32V259H31ZM31 260H30V261H31ZM59 260H60V259H59ZM64 260H65V259H63V261H64ZM66 260H67V259H66ZM78 260H79V259H78ZM91 260H92V259H91ZM95 260H96V259H95ZM95 260H93V261H95ZM98 260H99V259H98ZM98 260H97V261H98ZM117 260H118V259H117ZM117 260H116V261H117ZM135 260H136V259H135ZM135 260H134V261H135ZM152 260H153V259H152ZM157 260H158V259H157ZM157 260H156V261H157ZM160 260H161V259H160ZM163 260H164V258H163ZM170 260H171V259H170ZM172 260H173V259H172ZM172 260H171V261H172ZM186 260H187V259H186ZM195 260H196V259H195ZM198 260H199V258H198ZM208 260H209V259H208ZM208 260H207V261H208ZM214 260H215V259H214ZM73 261H74V260H73ZM100 261H101V259H100ZM112 261H113V260H112ZM122 261H124V260H122ZM122 261H121V262H122ZM143 261H145V260H143ZM149 261H151V260H149ZM153 261H155V260H153ZM158 261H159V260H158ZM165 261H166V260H165ZM165 261H164V262H165ZM175 261H176V260H175ZM178 261H180V260L178 259ZM201 261H202V260H201ZM227 261H228V260H227ZM0 262H1V261H0ZM20 262H21V261H20ZM20 262H19V263H20ZM23 262H24V261H23ZM33 262H35V259H34ZM69 262H70V261H69ZM81 262H82V261H81ZM86 262H88V261H86ZM103 262H104V261H103ZM139 262H140V261H139ZM151 262H152V261H151ZM159 262H160V261H159ZM162 262H163V261H162ZM205 262H206V261H205ZM211 262H212V261H211ZM213 262H214V261H213ZM13 263H14V262H13ZM21 263H22V262H21ZM67 263H68V261H67ZM91 263H92V262H91ZM93 263H94V262H93ZM109 263H110V262L108 261V264H109ZM117 263H118V262H117ZM157 263H158V262H157ZM168 263H169V262H168ZM172 263H174V262L172 261ZM200 263H202V262H200ZM219 263H220V262H219ZM219 263H218V264H219ZM7 264H8V263H7ZM16 264H17V263H16ZM39 264H41V263H39ZM60 264H61V263H60ZM69 264H70V263H69ZM115 264H116V263H115ZM127 264H129V262H128ZM148 264H149V262H148ZM151 264H152V263H151ZM165 264H167V263L165 262ZM179 264H180V263H179ZM185 264H186V263H185ZM198 264H199V263H198ZM203 264H204V263H203ZM253 264H258V262H257L255 259H253Z\"/></svg>",
  "mask_w": 264,
  "mask_h": 264
}]
</instances>
